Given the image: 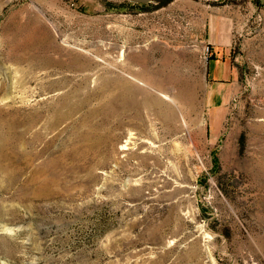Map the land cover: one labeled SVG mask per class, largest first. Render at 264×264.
<instances>
[{"label":"rangeland","instance_id":"1","mask_svg":"<svg viewBox=\"0 0 264 264\" xmlns=\"http://www.w3.org/2000/svg\"><path fill=\"white\" fill-rule=\"evenodd\" d=\"M15 108L38 155L0 178V264H264V0H0Z\"/></svg>","mask_w":264,"mask_h":264},{"label":"bare ground","instance_id":"2","mask_svg":"<svg viewBox=\"0 0 264 264\" xmlns=\"http://www.w3.org/2000/svg\"><path fill=\"white\" fill-rule=\"evenodd\" d=\"M20 111L19 108H15L6 117H2L0 109V178L5 176L10 185L16 181L18 172L22 173L32 168L34 159L38 155L32 149L33 141L38 134L32 137L25 136L26 132H30L39 121L38 117L31 115L27 120H23ZM58 162L57 159H50L35 172L32 169L33 172L30 171L27 176V187L39 181L41 184L39 191L52 193L54 186L59 182L56 166ZM46 172L47 175L41 178ZM27 194L30 195V191ZM5 211L6 209L0 206V217H3Z\"/></svg>","mask_w":264,"mask_h":264},{"label":"crops","instance_id":"3","mask_svg":"<svg viewBox=\"0 0 264 264\" xmlns=\"http://www.w3.org/2000/svg\"><path fill=\"white\" fill-rule=\"evenodd\" d=\"M208 27L210 29V33H208V37L206 39V43H212L213 45H217L216 46V50L218 51V49H220V45L221 44H225L228 45L231 43V34L229 33V30L233 27V22L232 21H228L227 19H224L220 22L215 21V20H211L208 24ZM217 28H222L223 32L222 34L219 36V34H216L215 29ZM224 50V49H223ZM226 60V63L224 66V76L229 75L230 72H232V67L230 62ZM210 76L215 75V76H220V73L218 70L216 69H212V66H210Z\"/></svg>","mask_w":264,"mask_h":264},{"label":"water","instance_id":"4","mask_svg":"<svg viewBox=\"0 0 264 264\" xmlns=\"http://www.w3.org/2000/svg\"><path fill=\"white\" fill-rule=\"evenodd\" d=\"M133 2H137V3H144V2H150V1H153V0H131Z\"/></svg>","mask_w":264,"mask_h":264},{"label":"built area","instance_id":"5","mask_svg":"<svg viewBox=\"0 0 264 264\" xmlns=\"http://www.w3.org/2000/svg\"><path fill=\"white\" fill-rule=\"evenodd\" d=\"M209 49H210V46H208V45H207V48H206V50H207V51H209Z\"/></svg>","mask_w":264,"mask_h":264}]
</instances>
